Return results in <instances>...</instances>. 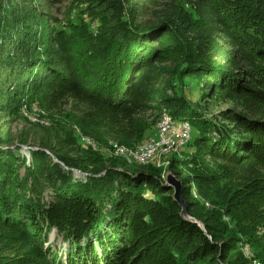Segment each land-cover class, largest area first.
Returning <instances> with one entry per match:
<instances>
[{"label":"trees","instance_id":"obj_1","mask_svg":"<svg viewBox=\"0 0 264 264\" xmlns=\"http://www.w3.org/2000/svg\"><path fill=\"white\" fill-rule=\"evenodd\" d=\"M118 1H98L102 12L91 18L97 35L87 26L85 31L74 25L70 36L56 32L57 58L37 47L48 41L46 33H33L27 38L34 41L30 46L21 44L27 32L22 34L18 14L0 20V75L6 80L0 84V109L23 116L27 105L23 101L35 90L54 85L78 99L126 114L134 100L150 94L147 76L152 59L178 54L181 64L173 72V96L160 100L171 107L170 120L189 124V149L195 154L242 170L247 191L264 207V179L253 178L250 169L264 171V0H185L195 19L178 5L180 9L163 4L148 10L161 0H145L131 19L127 17L131 9L124 6L128 0H120L123 6ZM218 32L227 35L234 52L217 42L208 45L206 39L213 40ZM11 35L20 50L8 44ZM203 81L208 88L202 87ZM216 99L225 104L236 101L240 109L209 116ZM76 122L81 133L91 135L100 146L109 144L99 127ZM62 132L69 146L77 148L59 149L57 141L43 138L37 151L30 150L31 165L25 162L22 145L12 151L15 142L7 132L0 135V264L29 259L28 264H248L231 260L239 253L237 243L220 242L210 224L202 220L203 230L182 216L174 190H168L154 165L128 171L120 158L77 146L76 132L72 136ZM18 166L25 173L19 174ZM75 170L86 176V182L75 178ZM182 190L184 197L188 195L186 184ZM188 213L197 218L190 209ZM53 231L68 243L63 262L59 249L46 247ZM21 249L22 257L7 255Z\"/></svg>","mask_w":264,"mask_h":264},{"label":"rangeland","instance_id":"obj_2","mask_svg":"<svg viewBox=\"0 0 264 264\" xmlns=\"http://www.w3.org/2000/svg\"><path fill=\"white\" fill-rule=\"evenodd\" d=\"M90 1L93 2L92 6L89 4ZM98 1L105 2V0H0V20H5L6 22V18L9 15L15 16V14H18V18L21 21L23 20L20 27V29L23 28L24 30L22 34L27 32L23 39L20 38L22 40L21 44L25 45V47L30 46L34 41L31 42L27 38H31L33 33L36 35L46 33L49 36L48 41L38 44L37 47L45 51L47 55H52L55 52L54 50H59L60 52L58 42L56 38H53L56 32L63 31L65 32L64 35L70 36L74 33L72 29V25H74L78 29H84L85 31L88 30L87 26L94 36L97 35V27L91 18L95 17L98 12H102ZM117 3H121V1L119 0ZM163 4L168 5L166 7L175 6L174 9H180L176 5L182 6L181 8L190 18H197L193 12L192 5L186 3L185 0H161L158 7L149 5L148 10H158ZM121 5L123 6L122 3ZM124 6L131 9V14L127 11V17L134 19L135 8H143L145 0H128V4L125 3ZM6 8L8 9L5 10ZM150 16L151 14H148L146 18L150 19ZM0 23L3 24L2 21ZM111 26L113 27V23ZM80 30L77 31L79 32ZM204 35L206 37L209 36L207 33H204ZM213 35V40L206 39L210 47L214 42H217L221 47L225 46L228 51L234 52L236 47H231L229 41L226 42L228 40L226 34L218 32V34L214 33ZM13 37L12 35L10 36L8 44L10 46H15L14 44H16L15 49L20 50L21 47L17 45V40H13ZM21 51L23 50L21 49ZM54 56L56 57L55 53ZM177 56L179 55L174 53L160 61L158 58L152 59L147 76V82L152 86V89L148 88L150 94L143 99L134 100L133 105L129 107L130 111L126 114L113 113L92 102V100L78 99L68 94V92L50 85L48 88L35 90L27 102L23 101L24 105L27 104L26 109H23V116L19 117L18 113L12 114V111L0 109V135L4 136L5 132H7L10 139L15 142L14 145L10 146L12 151H15L16 146L22 145L23 149L21 147V150L26 159L25 162L27 165H31L33 160L27 151L32 149L37 151L38 148L36 147L39 140L45 138L57 141L58 144L56 146L59 149L63 148V146L76 149L75 145H82L84 148L91 144L90 140L93 139L91 135L86 136L81 133L82 129L76 125V121L82 124H94L109 139L107 146H100L93 140L96 144V151L99 152L102 147L109 148L110 152L113 150L111 152L112 155H107L105 149L102 153L106 156L120 158L122 160H119L121 166L124 169H128V171H132L137 167L148 170V166L154 165L167 188L169 186L168 176L180 181L182 188L186 184L189 191L185 193L188 195L184 197L182 190L181 198L186 205L187 213L190 209L191 213L201 221L188 213L189 218L195 220V223H198L203 230L205 228L202 220L210 224L212 229H216V234L220 235L221 239H218L220 242L233 241L237 243V246H239L237 256L240 257L238 259L235 255L231 257V260L237 263L264 264V207L259 205L258 201L254 200V196L247 191L248 185L242 170L230 167L221 161L195 154L192 149H189L192 134L189 140L185 142L186 144L184 143V145L176 149H170L169 147L164 150L158 149L156 154L152 158L148 157L143 164L135 158L143 153L145 154V151L149 150L148 148L152 143L155 145L159 143L158 125L163 118L169 117L168 114L171 110V107L164 106V102L160 100H162L161 97L163 98L164 95L173 96L170 87L171 83L175 82V80H172L175 75H173V72L178 71L181 64L180 57L177 58ZM0 66L3 67V63L0 62ZM3 79L4 76L0 75V84L6 81ZM201 85L205 89L208 88L207 82L203 81ZM143 86L146 88V85ZM9 90L6 89V93H9ZM217 93L218 96H221L222 91L218 90L216 91ZM24 99L27 98L25 97ZM211 104L209 116L232 107L240 109L236 101L225 104L222 100L216 99ZM71 121L75 124H72ZM62 129L65 130L68 136H72L76 132L75 135L80 143H76L75 147L73 145L69 146ZM22 140H26V142L21 143ZM23 143L32 148L27 147ZM24 146L27 148H24ZM115 146H119L127 150V152L129 151L128 153L132 155V159L129 160L130 156L116 153L113 149ZM47 154L52 157L51 154ZM75 156L71 157L75 158ZM77 156H81L80 153ZM52 160L60 167L67 169L57 159L52 157ZM17 169L19 174L25 173L24 167L19 168L18 166ZM250 169L254 173L252 175L253 178L264 179V171L255 167H250ZM74 176L78 179L82 178L86 182V176L82 174L80 176L74 174ZM201 176L209 179L202 181L200 179ZM46 200H49V193L46 196ZM187 201L191 203L189 208L186 204ZM2 227V230L8 231L7 228ZM27 240L29 243L32 242L29 239ZM50 246L52 249L60 250L62 262L66 260L64 254L68 248V243L63 242L62 237L56 231L50 232L46 247L49 248ZM7 251L9 252V250ZM13 253L22 257L24 251L21 249L7 255L14 256ZM28 263H30V259L23 260V264Z\"/></svg>","mask_w":264,"mask_h":264},{"label":"bare ground","instance_id":"obj_3","mask_svg":"<svg viewBox=\"0 0 264 264\" xmlns=\"http://www.w3.org/2000/svg\"><path fill=\"white\" fill-rule=\"evenodd\" d=\"M174 124V122H172L171 120H170V118L167 116V117H165V118H163V120L159 123V125H158V131L160 130V128L162 127V126H164V125H173ZM179 125H184L185 126V128L186 129H188V130H191V128H190V126H189V124L188 123H181V124H179ZM158 140V139H157ZM156 141V140H155ZM188 140H185V136H178V138H177V140H176V147H180V146H182V145H184V143L185 142H187ZM147 142V141H146ZM88 143H90L89 141H88ZM156 143V142H155ZM158 145H155L154 143H152L150 146H149V150H147V151H145L146 153L144 154H142L141 156H137L136 154V156L137 157H135V158H137L140 162H141V164H143V162L145 161V160H147L148 159V157L150 158H152L155 154H156V151L161 147V140H159V143H157ZM186 144V143H185ZM111 148V147H110ZM109 149V148H108ZM114 151L116 152V153H120V154H122V155H126V156H130L129 157V160L130 159H132V155L131 154H129L128 152H127V150H124L123 148H121V147H119V146H115L114 148ZM170 149H173V148H170ZM176 149V148H175ZM113 151V150H112ZM111 151V152H112ZM143 151V150H142ZM174 152H175V150H174ZM177 152V151H176ZM141 154V153H140ZM121 156V155H120ZM128 158V157H127ZM140 164V165H141Z\"/></svg>","mask_w":264,"mask_h":264},{"label":"built area","instance_id":"obj_4","mask_svg":"<svg viewBox=\"0 0 264 264\" xmlns=\"http://www.w3.org/2000/svg\"><path fill=\"white\" fill-rule=\"evenodd\" d=\"M158 136L161 140V147L159 149L164 150L168 147L178 148L176 147V140L178 136H185V140H189L191 130L186 129L184 125H164L158 131Z\"/></svg>","mask_w":264,"mask_h":264},{"label":"water","instance_id":"obj_5","mask_svg":"<svg viewBox=\"0 0 264 264\" xmlns=\"http://www.w3.org/2000/svg\"><path fill=\"white\" fill-rule=\"evenodd\" d=\"M90 142H91V144H88L87 146L84 145V146L95 150V145L96 144L94 143L93 140H90ZM26 146L29 147V148H32V147H30L28 145H26ZM27 147L24 146V148H27ZM36 148H38V147H36ZM22 149H23V147H22ZM104 149L107 151V155H112V153L106 147L100 148V151L103 152ZM27 152L30 153L29 150ZM46 152L50 154V152H48V151H46ZM74 174H77L78 176H80L81 173L75 170ZM168 184H169L168 190H174V199L180 204V206L182 208V216L186 220H189L191 222H195V220L189 218L188 213H187L186 205L183 203V200L181 198L182 183L180 181L176 180L174 177L168 176Z\"/></svg>","mask_w":264,"mask_h":264}]
</instances>
